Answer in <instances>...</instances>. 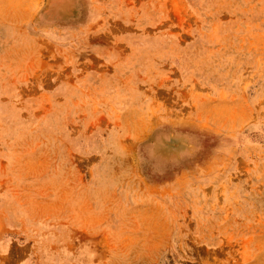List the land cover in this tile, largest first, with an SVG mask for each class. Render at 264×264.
<instances>
[{
	"label": "rangeland",
	"instance_id": "374dc122",
	"mask_svg": "<svg viewBox=\"0 0 264 264\" xmlns=\"http://www.w3.org/2000/svg\"><path fill=\"white\" fill-rule=\"evenodd\" d=\"M0 264H264V0H0Z\"/></svg>",
	"mask_w": 264,
	"mask_h": 264
}]
</instances>
